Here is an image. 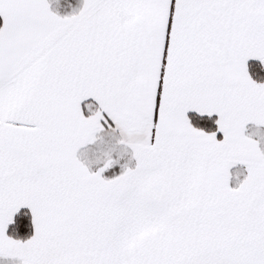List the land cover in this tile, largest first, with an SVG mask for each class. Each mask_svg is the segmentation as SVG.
Here are the masks:
<instances>
[{
	"label": "snow or ice",
	"instance_id": "6c2138e0",
	"mask_svg": "<svg viewBox=\"0 0 264 264\" xmlns=\"http://www.w3.org/2000/svg\"><path fill=\"white\" fill-rule=\"evenodd\" d=\"M0 264H264V0H0Z\"/></svg>",
	"mask_w": 264,
	"mask_h": 264
}]
</instances>
